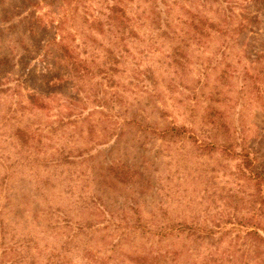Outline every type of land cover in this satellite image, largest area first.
I'll return each mask as SVG.
<instances>
[{
    "label": "rangeland",
    "instance_id": "rangeland-1",
    "mask_svg": "<svg viewBox=\"0 0 264 264\" xmlns=\"http://www.w3.org/2000/svg\"><path fill=\"white\" fill-rule=\"evenodd\" d=\"M253 170L264 0H0V264H264Z\"/></svg>",
    "mask_w": 264,
    "mask_h": 264
},
{
    "label": "trees",
    "instance_id": "trees-1",
    "mask_svg": "<svg viewBox=\"0 0 264 264\" xmlns=\"http://www.w3.org/2000/svg\"><path fill=\"white\" fill-rule=\"evenodd\" d=\"M167 132H165L164 130L162 131V134H166ZM251 174L249 175V177L252 179L254 174H256V179L260 181V185H264V172H259L257 173L256 170H253L250 172ZM192 225H188V224H178V225H170V226H164V225H156V226H143V229H139V228H135V230L132 232V235H136L137 231L140 230L139 236L141 239L146 238L145 234H148V236H155V237H159L161 239L167 238L168 236H172L173 234H179V235H183V240L187 241L188 238H190L192 236V232L194 230H199L200 228L198 227H194ZM204 232V231H203ZM200 240H203V238ZM166 255L164 254H160L155 256L152 259V263L157 264L159 262H164L163 260L165 259Z\"/></svg>",
    "mask_w": 264,
    "mask_h": 264
}]
</instances>
